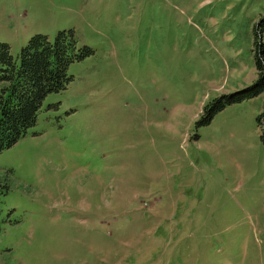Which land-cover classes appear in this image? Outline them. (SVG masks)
I'll return each mask as SVG.
<instances>
[{
	"label": "rangeland",
	"instance_id": "374dc122",
	"mask_svg": "<svg viewBox=\"0 0 264 264\" xmlns=\"http://www.w3.org/2000/svg\"><path fill=\"white\" fill-rule=\"evenodd\" d=\"M59 31L92 53L0 152V264H264V92L202 123L255 81L264 0H0L14 59Z\"/></svg>",
	"mask_w": 264,
	"mask_h": 264
},
{
	"label": "trees",
	"instance_id": "16d2710c",
	"mask_svg": "<svg viewBox=\"0 0 264 264\" xmlns=\"http://www.w3.org/2000/svg\"><path fill=\"white\" fill-rule=\"evenodd\" d=\"M262 52L260 49L261 56ZM91 53L87 47L75 50L72 31L57 32L52 42L43 35H34L20 48L16 59L10 55L8 45L0 43V152L11 147L34 125L47 95L65 90L71 80L67 74L70 63ZM259 53L254 54L255 81L243 91L212 101L203 111L202 123H207L210 115L224 105L264 92V63ZM256 122L264 147V109Z\"/></svg>",
	"mask_w": 264,
	"mask_h": 264
}]
</instances>
